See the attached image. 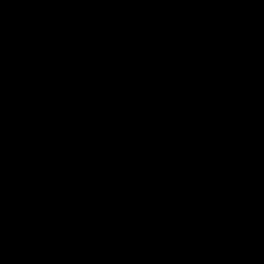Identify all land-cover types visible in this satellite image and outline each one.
<instances>
[{
	"label": "water",
	"instance_id": "1",
	"mask_svg": "<svg viewBox=\"0 0 264 264\" xmlns=\"http://www.w3.org/2000/svg\"><path fill=\"white\" fill-rule=\"evenodd\" d=\"M0 264H264V0H0Z\"/></svg>",
	"mask_w": 264,
	"mask_h": 264
}]
</instances>
